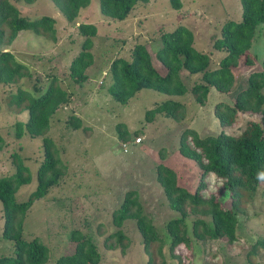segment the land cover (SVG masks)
<instances>
[{"label": "rangeland", "instance_id": "rangeland-1", "mask_svg": "<svg viewBox=\"0 0 264 264\" xmlns=\"http://www.w3.org/2000/svg\"><path fill=\"white\" fill-rule=\"evenodd\" d=\"M10 1L20 14L28 18L52 17L55 29V41L36 34L32 29H25L18 32L10 46H0V50L6 47L11 51L30 73L29 77H22L14 83H0V136L3 139L0 175L13 172L12 154L17 153L31 177L14 195L16 200H24L36 185L35 173L43 161L42 138L45 136L52 141L51 149L55 151L61 169L58 182L43 197L34 199L26 210L22 238L37 237L47 247L45 264H55L59 256L71 254L76 234L88 236L93 241L99 254L96 264H148L133 219L125 220L119 227L124 236L122 246L114 237L105 240L118 228L112 223V211L122 201L125 192L133 190L142 212L161 235L167 219L179 213L168 207L155 180L156 165L164 163L171 167L178 184L188 191L199 182L198 166L178 153L180 134L187 128L195 130L200 137L217 134L220 130L237 134L247 120H258V113L237 112L230 125L221 126L214 116V108L218 105L223 111L224 104L232 105L236 93L246 86L247 76L261 69L264 27L255 34L249 48V52L256 55V62L247 65L243 57H239L238 64L231 68L234 81L228 92L219 93L210 87L204 104L199 105L189 91L173 96L142 88L125 104H120L107 92L112 81L109 74L112 59L122 57L129 60L133 46L142 44L149 53L151 64L162 74L165 69L154 56L160 46L159 36L183 25L192 32L193 47L208 56L209 68H215L224 51L213 49L212 42L220 35V26L225 21L240 19V0H180L179 9H173L168 0H148L136 3L122 20L103 16L98 0H89L70 22L51 0H35L29 4L22 0ZM80 22L95 25L96 34L89 49L93 60L85 70L87 79L78 85L69 79L67 67L83 38L77 32ZM179 75L188 90L199 80L198 74L189 75L183 69ZM52 76L68 92L67 102L54 111L43 134L29 137L24 133L16 137L14 123L24 121L27 112L15 108L11 94L20 88L36 95ZM33 85H37L39 91ZM168 97L183 105V110H179L182 117L170 119L156 114L152 121H146L145 111ZM70 116L80 120L78 128L66 124ZM117 123H123L130 134L124 142L117 138ZM134 131H137L135 135ZM137 136L140 138L138 142L135 141ZM203 183V198L211 192L222 193V205L230 206V198L221 191L222 180L208 173L204 175ZM238 203L240 209L234 241L206 239L202 243L193 242L191 247L173 251L177 259L168 257L166 245L158 253L157 244H154L150 249L153 264H264L263 249L251 248L255 237L264 232V180L259 181L253 192H242ZM187 214H192L187 215V224L194 216L202 217L199 212ZM2 223L0 204V254L12 255L11 240L1 236ZM75 231L77 233H73Z\"/></svg>", "mask_w": 264, "mask_h": 264}, {"label": "trees", "instance_id": "trees-1", "mask_svg": "<svg viewBox=\"0 0 264 264\" xmlns=\"http://www.w3.org/2000/svg\"><path fill=\"white\" fill-rule=\"evenodd\" d=\"M25 4L35 0H22ZM67 21H73L81 8L88 5L89 0H51ZM148 0H98L99 11L103 16L113 19H124L138 2ZM173 9L181 7L180 0H168ZM240 19L237 22L225 21L220 26V35L212 42L215 50H223L224 55L218 60L215 68H209L208 56L196 50L193 45L192 32L183 25L176 26L169 32L159 36L160 46L154 56L164 67L160 74L153 67L149 53L142 44H135L131 57L126 60L116 57L109 63L111 83L107 88L109 95L120 104H125L138 90L150 88L165 95L180 96L189 91L193 101L203 105L208 89L212 87L219 93L228 92L234 81L231 68L238 64L239 57L243 62L252 65L256 55L249 48L260 28L264 27V0H240ZM54 19L47 15L28 18L20 14L18 8L10 0H0V46H10L21 30L32 29L55 41ZM77 32L82 35L80 48L71 58L67 74L69 79L78 85L87 79L85 70L91 65L93 57L90 52L92 37L96 27L92 23L80 22ZM3 47L0 50V83H14L22 77H29L27 66L17 60L13 53ZM183 69L189 75L198 74L199 80L188 88L180 78ZM33 88L39 91L37 85ZM264 57L261 69L251 72L246 78V86L240 89L232 105L224 104V110L214 108V116L221 126L232 123L237 112L258 113V120H247L237 134H228L220 130L217 134L200 137L195 130L185 129L179 136L178 153L196 164L200 170L199 182L192 191L178 184L175 171L164 163L155 167V180L162 189L170 209L178 212L164 223L161 235L151 220L142 212L140 203L134 197V191L125 192L122 201L112 211V223L118 227L108 234L114 237L117 244H122L123 233L119 229L127 219L135 221L140 235L148 264H153L151 247L157 244V252L166 245L169 258H176L175 249L191 247L193 242L224 239L230 243L236 239L238 228V200L242 192H253L259 181L264 180ZM11 100L19 111L25 110L24 121L14 123V134L21 137L26 133L29 137L43 134L49 125V118L54 111L68 100V92L56 83L52 76L45 87L36 95L17 88L11 94ZM183 105L168 97L157 103L144 113L146 121L158 116L180 119ZM67 125L72 128L80 126L77 117L70 116ZM117 138L124 142L130 137L123 123L115 125ZM137 131L133 132L135 135ZM139 138V136H137ZM189 139V143L187 140ZM140 141V138H139ZM43 161L37 167L36 185L24 200H16L17 189L30 181V172L22 158L12 154L14 170L8 175H0V204L3 216L1 236L12 242V255L0 254V264H45L48 258L47 247L37 238H22V223L26 210L34 199L43 197L47 190L55 185L61 175L60 161L52 150V141L42 138ZM3 139L0 136V149ZM212 173L222 180L221 191L230 198V206L222 205V196L215 192L202 197L204 175ZM220 191V192H221ZM220 198V199H219ZM188 207V210L185 208ZM188 212L202 213V217L194 216L186 222ZM195 215V214H193ZM77 233V231L73 232ZM76 242L71 254L61 255L55 264H96L99 254L90 237L76 234ZM112 247L111 244L108 245ZM252 249L264 251V232L256 236ZM177 259V258H176Z\"/></svg>", "mask_w": 264, "mask_h": 264}, {"label": "built area", "instance_id": "built-area-1", "mask_svg": "<svg viewBox=\"0 0 264 264\" xmlns=\"http://www.w3.org/2000/svg\"><path fill=\"white\" fill-rule=\"evenodd\" d=\"M135 141H136V142H138V141H139V138H138V137H136V138H135ZM122 145H123V144H122ZM124 150H125V149H124Z\"/></svg>", "mask_w": 264, "mask_h": 264}]
</instances>
